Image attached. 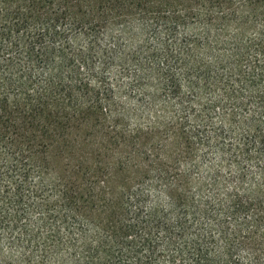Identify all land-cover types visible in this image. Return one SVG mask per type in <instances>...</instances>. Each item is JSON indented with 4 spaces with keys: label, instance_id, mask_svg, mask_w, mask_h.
I'll list each match as a JSON object with an SVG mask.
<instances>
[{
    "label": "trees",
    "instance_id": "1",
    "mask_svg": "<svg viewBox=\"0 0 264 264\" xmlns=\"http://www.w3.org/2000/svg\"><path fill=\"white\" fill-rule=\"evenodd\" d=\"M193 27L202 47L126 46L134 29L171 40ZM175 66L193 93L225 82L228 95H249L241 108L254 105L234 171L210 170L196 195L185 166L198 143L185 120L139 124V109L117 107L105 83L127 76L141 93L153 84L152 100L182 103ZM255 161L264 164V0H0V226L18 234L0 264H264V167L253 178L241 166ZM75 226L80 245L68 240L65 260L60 235Z\"/></svg>",
    "mask_w": 264,
    "mask_h": 264
},
{
    "label": "rangeland",
    "instance_id": "2",
    "mask_svg": "<svg viewBox=\"0 0 264 264\" xmlns=\"http://www.w3.org/2000/svg\"><path fill=\"white\" fill-rule=\"evenodd\" d=\"M129 35L131 41L126 46L130 52H135L136 50H160V43L167 41H172L177 48L187 47L193 40H196L199 47L204 45L202 31L195 27L188 28L187 30L176 29L171 40L169 36L159 28H147L143 31L134 29L132 32H129ZM115 36L121 38L122 42V36L119 33ZM102 41L107 44V36ZM208 42L210 43V41ZM222 48L225 47H218L217 49ZM196 58L205 63H210L212 56L210 54H203L202 49H200L196 52ZM158 59L161 60L159 64L163 63L161 56H159ZM173 73L181 87L182 103L181 100L174 96L165 97L162 94H156L154 100H152L149 94H152L153 84L149 86L148 92L141 93L137 88L128 85L129 79L127 76L118 77L116 79L117 83H115L112 76L105 74V83L108 87L114 88V93L111 98L115 101L117 107L130 110V112H133V109H139L137 114L139 124L153 123L156 120L167 123L170 117L173 116L185 120L184 125L196 136L195 142L198 143L195 145V149L192 152L190 165L185 166L191 175V192L196 195L198 193V186L201 184L205 186L210 170H217L222 176L234 171V169L229 166L230 157L234 156L235 146L238 144L241 145L243 142L242 129H244V127L242 124H239V122L244 121L250 116L252 110H254V105H247L241 108L239 102L249 99V95L244 92H239L235 96L228 95L224 90H220L225 87V82L217 88L211 85L210 89L197 90L196 93H193L188 89V80H194L186 78L176 66L173 69ZM218 74L225 77L223 71H219ZM117 87L119 88L118 90L115 89ZM236 96L239 97L237 98ZM193 97H195L196 100H194ZM188 102H190L191 105H188ZM250 102V100L245 101V103L248 104ZM165 104L167 107L163 109L162 107ZM195 112L197 114L201 113L204 118L201 121H193L192 115ZM227 116L231 124H228L226 120L224 121V118ZM136 121L134 115H130L125 125L133 128L138 124ZM216 130H220L217 137H215ZM222 153H224V155H222ZM182 166H180V170L185 168ZM241 166L246 168L249 176L257 178V168L264 167V164L255 161L248 165L242 163ZM143 190L146 191V188H143ZM154 200L155 199L150 196L146 201L145 208L152 205ZM36 218V215L33 216V220ZM3 229L4 227L0 226V251L7 254L10 252L9 243L11 239L17 237L18 234L16 232L10 234ZM80 229H82L80 226L73 227L70 237L65 232H62L60 235L63 243L61 254L65 256V260H68L69 257H73V254L69 251L70 244L68 240H71L77 246L80 245L77 243ZM83 229L89 231L92 228L83 227ZM98 263H100L99 259Z\"/></svg>",
    "mask_w": 264,
    "mask_h": 264
}]
</instances>
